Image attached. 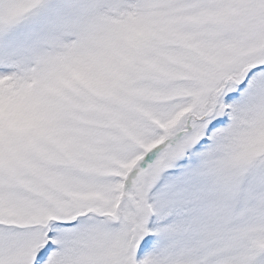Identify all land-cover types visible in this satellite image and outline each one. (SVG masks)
Listing matches in <instances>:
<instances>
[{
    "label": "snow or ice",
    "instance_id": "snow-or-ice-1",
    "mask_svg": "<svg viewBox=\"0 0 264 264\" xmlns=\"http://www.w3.org/2000/svg\"><path fill=\"white\" fill-rule=\"evenodd\" d=\"M0 264H264V0H0Z\"/></svg>",
    "mask_w": 264,
    "mask_h": 264
}]
</instances>
